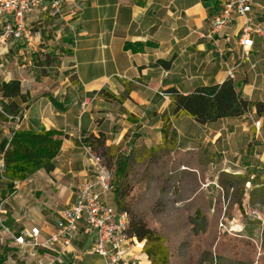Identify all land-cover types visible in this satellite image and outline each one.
Wrapping results in <instances>:
<instances>
[{"label": "crops", "instance_id": "crops-1", "mask_svg": "<svg viewBox=\"0 0 264 264\" xmlns=\"http://www.w3.org/2000/svg\"><path fill=\"white\" fill-rule=\"evenodd\" d=\"M225 1L77 0V21H69V17L54 18L61 25L56 33L61 38V48H64L60 57L63 72L54 84L43 83L33 88L25 87V82H34L20 71L15 73L17 77L8 74L5 81L20 80L22 93H28L30 97L25 102L21 99L20 104L16 102L19 109L23 108L21 121L8 122L1 129L5 138L11 137L16 126L29 130H61L68 137L63 140L52 172H36L20 181L7 197L9 201L4 211L7 218L11 216L13 227H24L25 230V226L34 224L40 227L42 236L56 230L61 211L75 203L78 186L91 177L88 149L76 145L74 138L91 133L96 136L100 132L106 134L114 118L113 107L118 106L141 118L142 128L158 130L160 134L161 115L171 107L168 89L176 88L187 94L199 86L222 83L229 78V69L241 59L237 38L232 36L228 40L225 37V34L234 33V28L213 38L207 36ZM253 9L264 27V0H254ZM48 15L37 11L28 19L43 24ZM39 39L36 37L33 47H20L19 54L36 52ZM14 43L21 45L17 41ZM250 59L256 63V68H251L249 61L242 62L235 69L233 80L245 98L264 102V36L256 38ZM47 78L45 76L43 80ZM102 90L124 96L125 100L122 103L109 101L99 94L84 112L81 107L84 99ZM252 114L240 116L243 121L228 117L209 124H200L193 119L198 124L195 125L198 132L190 135H182L179 131V117L174 121V127L180 148L200 152L210 143L215 145L223 131L214 126L223 120L229 126L227 130L242 124V130L249 131L250 126L247 127L244 118ZM253 131L256 139H264L262 128ZM232 137L234 143L237 140L235 130ZM134 241L137 243L131 254L137 264H150L144 243L141 246L137 238ZM93 243L92 233L81 226L67 249L55 246L46 251L62 256L81 246L78 252L84 257L80 264H103L102 257L92 251ZM93 255L100 258L91 259Z\"/></svg>", "mask_w": 264, "mask_h": 264}, {"label": "rangeland", "instance_id": "rangeland-1", "mask_svg": "<svg viewBox=\"0 0 264 264\" xmlns=\"http://www.w3.org/2000/svg\"><path fill=\"white\" fill-rule=\"evenodd\" d=\"M31 24L40 37L36 52L19 54L24 44L18 46L14 41L0 46V87L7 76L17 77L18 71L34 82H25L26 88L54 84L63 72L60 57L64 48L56 33L61 28L59 21L48 15L43 24ZM45 76L49 78L43 80ZM24 95L26 100L30 97ZM11 101L0 97L5 112L0 111V142L6 139L1 127L17 121L6 115L13 114ZM15 102L20 104L21 98ZM111 112L114 118L108 134L104 133L108 149L94 152L114 174L109 202L118 209L124 207L130 217L145 220L166 237L170 264H264V139H256V128L251 126L259 120L264 131V114L259 116L253 110L244 118L249 131L242 130V124L227 130L226 120L218 122L214 127L223 131L222 138L207 149L191 152L180 148L179 137L173 146L163 144L161 130L160 135L158 130L142 128L141 118L134 115L136 119L130 120L123 108L113 107ZM22 113L21 107L18 116ZM195 125L189 116H181L177 123L182 135L196 134ZM173 128L177 132L174 122ZM234 130L237 140L232 143ZM3 186L0 181V190ZM8 201L4 199L3 210ZM6 215L0 212V254H7L4 264H80L84 257L78 252L81 246L62 256L16 246L6 227L19 233L24 227H13L11 216ZM139 242L145 245V241Z\"/></svg>", "mask_w": 264, "mask_h": 264}, {"label": "built area", "instance_id": "built-area-1", "mask_svg": "<svg viewBox=\"0 0 264 264\" xmlns=\"http://www.w3.org/2000/svg\"><path fill=\"white\" fill-rule=\"evenodd\" d=\"M76 1L0 0V46L10 41H17L27 47H33L36 33L32 31L28 17L37 11L48 13L54 18L69 17V21H77L79 9ZM253 5L254 0H226L214 17L207 34L208 37L213 38L234 28V33L225 34V37L228 40L232 36L237 38L241 59L229 69L230 78L234 77L235 69L242 62L249 61L251 68H256V63L251 62L250 52L256 38L264 36V27L256 17ZM97 98V93L86 97L81 105L82 110L87 111ZM0 111L5 114L1 107ZM6 115L16 119V123L21 121L22 116ZM254 126L259 131L262 127L261 121H255ZM18 128L16 126L14 130ZM86 148L92 164L91 177L78 186L75 203L61 211L56 230L46 236H42L41 229L37 225L26 228L20 233L8 227L6 230L14 238L16 246L24 248L25 251H40L55 246L67 249L71 246L74 235L81 226H84L86 231L94 236L92 251L102 257L103 264H137V259L131 254L137 241L127 233L128 214L109 202L110 192L114 188L113 171L101 155ZM5 168L4 153L0 149V174L5 172ZM19 183L20 181H16L15 185ZM2 205L0 212H4Z\"/></svg>", "mask_w": 264, "mask_h": 264}, {"label": "trees", "instance_id": "trees-1", "mask_svg": "<svg viewBox=\"0 0 264 264\" xmlns=\"http://www.w3.org/2000/svg\"><path fill=\"white\" fill-rule=\"evenodd\" d=\"M159 62L166 65L164 61ZM0 92L4 99L21 98L22 101H26L22 93L21 81L18 79L2 82ZM168 92L171 96V107L163 115L161 128L163 144L172 146L176 144L178 134L173 128V122L181 116H189L200 124H209L222 118L244 116L253 110L259 116L264 114V102L245 98L242 92L237 90L235 81L230 77L222 83L199 86L187 94L181 93L176 88H170ZM99 94L109 101L122 103L125 100L124 96H116L104 90ZM53 102L58 103L54 99ZM9 109L14 117L20 113L14 100L9 103ZM128 114L130 120L136 119L133 114ZM67 137V133L56 129L18 128L13 131L11 137L0 142L6 165L5 172L0 174V181L4 184L0 190V207L4 199L16 190V181L26 180L40 170L50 173L55 169L54 160L60 154L63 140ZM106 141V136L101 132L98 136L91 133L86 137L74 138L76 145L86 146L93 153L98 148L108 149ZM119 174H123V169H120ZM119 195L117 201L120 204ZM121 208L128 214L127 209ZM127 233L130 237L137 238L138 241H145L144 252L151 260L150 264H170L172 256L166 237L151 228L145 220L129 216ZM140 245L142 246L143 242ZM6 259L7 254H0V264H4Z\"/></svg>", "mask_w": 264, "mask_h": 264}]
</instances>
